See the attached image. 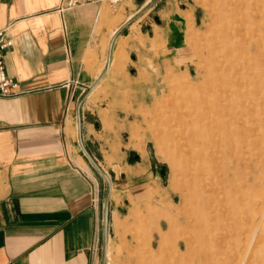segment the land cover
Segmentation results:
<instances>
[{
  "label": "rangeland",
  "instance_id": "374dc122",
  "mask_svg": "<svg viewBox=\"0 0 264 264\" xmlns=\"http://www.w3.org/2000/svg\"><path fill=\"white\" fill-rule=\"evenodd\" d=\"M109 1L113 4L119 0ZM237 1L121 0L128 7V15L140 13L120 29V36L116 38L114 46L113 43L110 45L109 64L104 72V79L94 89L93 96L99 107L115 117L120 147L125 151L126 157L122 162L126 160L135 169L133 173L141 174L135 177L141 180L127 182H133L132 188L136 189L137 198L142 200L137 199V203L130 206L125 203L119 208L118 217L107 218L106 255L103 264H182L171 257H186L187 248H198L190 224L185 219L192 199L188 193V176L173 165L175 152L164 141L166 137L162 129L163 121L159 120L168 107L179 101L177 99L185 92L182 90L185 82L196 84L197 94L204 102L201 107L213 110L214 114L211 112V116L221 122L222 132L225 134L220 139L221 151L215 150V159L211 163L212 170L222 168V178L215 176L220 173L214 172L209 186L217 196L214 195L211 204L209 198L203 199L209 206L206 207V213L210 214L212 221L206 227L210 232L211 252L217 254H212V261L214 264H264V0H241L245 4ZM234 49L235 52L232 51ZM107 52L108 46L99 62V67L103 66V69ZM213 53L219 55L218 58L212 56ZM219 59L221 63L218 62ZM222 65L224 68H221ZM214 70L216 71L213 72ZM207 79H211L208 80L209 83ZM77 84L81 88L79 97L85 96L95 87L86 89L85 84ZM223 106H226V110ZM253 110L257 112L254 115ZM215 114L219 116L215 117ZM244 118H247L246 121ZM193 119L196 123L194 125L200 127L198 117L195 115ZM255 132L258 135L256 137ZM213 133L212 140H215ZM199 135L196 133L194 139L206 137ZM241 137L250 139L244 140ZM117 156L97 153L90 155L106 174L108 187L88 158L81 154L96 181L100 182V212L106 193L108 199L115 193L111 183L117 180L114 179V173L118 168L112 167L109 170L106 166ZM199 179L200 176L196 173L195 185L201 184ZM213 186L215 187L212 188ZM233 196L234 199H231ZM169 225L174 231L169 230ZM101 227L102 217H99V228ZM175 235L179 238L176 241ZM101 246L99 238L97 253L100 259ZM201 259L204 261L202 257ZM191 264L200 262L194 260Z\"/></svg>",
  "mask_w": 264,
  "mask_h": 264
},
{
  "label": "crops",
  "instance_id": "0c3cea01",
  "mask_svg": "<svg viewBox=\"0 0 264 264\" xmlns=\"http://www.w3.org/2000/svg\"><path fill=\"white\" fill-rule=\"evenodd\" d=\"M63 3L0 0V29L12 40L4 71L24 91L0 98V264H101L100 182L78 139L90 155H118L106 166L118 168L107 218L142 200L127 182L141 174L122 162L115 117L93 96L104 75L80 103L77 84L89 89L102 72L112 29L131 17L128 7L121 0Z\"/></svg>",
  "mask_w": 264,
  "mask_h": 264
},
{
  "label": "bare ground",
  "instance_id": "6f19581e",
  "mask_svg": "<svg viewBox=\"0 0 264 264\" xmlns=\"http://www.w3.org/2000/svg\"><path fill=\"white\" fill-rule=\"evenodd\" d=\"M238 3L240 4H245L243 2H241V0H238L237 1ZM243 12V11H242ZM257 12V11H256ZM263 11L261 10V13ZM259 14V13H258ZM259 28V27H257ZM230 29V28H229ZM245 32V31H244ZM256 32V30H255ZM116 36V35H115ZM114 36V37H115ZM113 37V39H114ZM218 38V36H216ZM241 37V36H240ZM220 38V37H219ZM221 39V38H220ZM231 39V38H230ZM234 40V39H233ZM224 42V41H223ZM220 45H221V42H219ZM112 44V42H111ZM248 44V43H247ZM215 45V44H214ZM217 45V44H216ZM226 45V43H225ZM248 46V45H247ZM219 48V47H218ZM224 48V47H222ZM215 49V48H214ZM211 50V49H209ZM216 50V49H215ZM214 50V51H215ZM236 49L232 50L235 52ZM258 50V49H257ZM230 51V50H229ZM239 51V50H238ZM249 51V50H248ZM237 52V51H236ZM209 53V52H208ZM229 53V52H228ZM250 53V52H249ZM248 53V54H249ZM230 54V53H229ZM214 55V53L212 54V56ZM221 55V54H220ZM214 56H218L219 55H214ZM211 57V56H210ZM232 57V56H231ZM215 59V57H213ZM216 58V59H217ZM233 58V57H232ZM222 59V58H220ZM220 59L218 62H220ZM229 59V58H228ZM227 59V60H228ZM218 60V59H217ZM226 60V58H225ZM223 61V60H222ZM255 61V60H254ZM206 62V61H205ZM217 62V61H215ZM214 62V63H215ZM217 62V63H218ZM204 63V62H203ZM221 63V62H220ZM260 63V62H259ZM108 64H109V60L107 62V66H106V69L108 67ZM225 64V63H224ZM258 64V63H257ZM216 65V64H215ZM259 66V65H258ZM211 67V66H210ZM212 68V67H211ZM221 68H224L223 65ZM237 69V68H236ZM208 70V69H207ZM222 70V69H220ZM220 70H217V72L219 71V74L221 73ZM224 70V69H223ZM243 70V69H242ZM106 71V70H105ZM216 70H214L213 72H215ZM232 71V70H231ZM261 71V70H260ZM218 74V73H217ZM218 74V75H219ZM104 75V73H103ZM102 75V76H103ZM223 75V73H222ZM221 75V76H222ZM237 75V74H236ZM263 75V74H262ZM102 76L98 79V81L102 78ZM246 76V75H245ZM253 76V75H252ZM256 76V75H255ZM209 77V76H208ZM247 77V76H246ZM193 78V77H192ZM245 78V77H244ZM215 79V77H214ZM222 80V78H217V80ZM256 79V78H255ZM260 79V78H259ZM188 80V79H187ZM208 80H211V79H207ZM247 80V79H246ZM258 80V79H257ZM98 81L96 82V84L98 83ZM216 81V80H215ZM213 81V82H215ZM226 81V80H225ZM240 81V80H239ZM226 82H229V81H226ZM231 82V81H230ZM233 82V81H232ZM231 82V83H232ZM194 83V82H193ZM191 82H185V85L182 90L185 91L183 94H181V98H178L177 100V103H173L172 106L168 107V109L165 111V114L161 115L162 117L160 118L159 117V120L162 119L161 123L163 125V131H164V135L166 137V139L164 141H167V143L170 144V146L172 147V150L175 152V155L173 156V159H172V162H173V165L175 167L178 168L179 171L187 174L188 176V180H187V184H188V193H190L192 196V199L190 201L191 203V207H190V211L188 213V215L185 217V219L188 221V223L190 224V229H191V232L192 234L194 235V238L196 240V244H198V248H187L186 251H187V256L184 257V256H176V255H173L171 258L174 259L176 262L178 263H182V264H191V262H193L194 260H198L200 262V264H214L213 261H212V254L215 255V253H212L211 252V238H210V232H208V229H206V227L208 226V224L210 223L211 221V218H210V214L209 213H206V207H209L205 202H203V199L205 197L209 198L211 200L210 204L214 201V195L215 197L217 196L213 189H211L210 186V182L212 181L211 178H212V174L215 172L216 174L220 173L219 175H215V176H221L222 178V168H213L212 170V167H211V163L213 164V161L215 158H213V156L216 154L215 150H217L218 152H220V142H221V138H223V132H222V124L219 120L215 119L213 116H211V112L213 110L211 109H203V107H201V104H203L204 102L202 101V99L200 98V95L198 96L197 94V90H198V87L196 86V84H193ZM209 83V81H208ZM216 83H218L216 81ZM222 83V82H221ZM235 83V82H234ZM238 83V82H237ZM236 83V84H237ZM240 83V82H239ZM259 83V82H258ZM257 83V84H258ZM96 84H94L92 87H94ZM261 84V82H260ZM264 84V83H263ZM217 85V84H216ZM241 85V84H240ZM239 85V86H240ZM178 86V85H177ZM199 86V85H198ZM220 86V85H219ZM238 86V87H239ZM242 86V85H241ZM246 86V85H245ZM205 87V86H204ZM178 88V87H177ZM230 88V87H229ZM243 88V87H242ZM201 89V88H200ZM205 89V88H204ZM211 89V88H210ZM259 89V88H258ZM264 89V88H263ZM262 89V90H263ZM181 90V91H182ZM206 90V89H205ZM251 90V89H249ZM260 90V89H259ZM208 91V90H207ZM252 91V90H251ZM261 91V90H260ZM258 91V92H260ZM249 92V91H248ZM254 92V91H253ZM182 93V92H181ZM204 93V91H203ZM209 94V93H208ZM214 95L215 92L213 93ZM252 94V92H251ZM258 94V93H257ZM229 96V93L227 94ZM177 96V94H176ZM175 96V97H176ZM177 98V97H176ZM257 98V97H256ZM221 99V98H220ZM202 101V103H200ZM209 101V100H208ZM240 101V100H239ZM225 102V101H224ZM223 102V103H224ZM227 102V101H226ZM225 102V103H226ZM252 102V101H251ZM251 102L249 104H251ZM228 104V103H226ZM222 105V104H221ZM212 106V104H211ZM228 106V105H227ZM230 106V105H229ZM232 106V105H231ZM251 106V105H250ZM253 106V105H252ZM261 106V104H260ZM222 107V106H221ZM224 107V106H223ZM226 107V106H225ZM224 107V108H225ZM233 108V106H232ZM236 108V107H235ZM255 108V107H254ZM230 109V108H229ZM227 108V110H229ZM234 109V108H233ZM226 110V108H225ZM236 110V109H234ZM237 110H238V107H237ZM240 111V110H238ZM254 111V110H253ZM215 112V111H214ZM221 112V111H218V113ZM255 112V111H254ZM213 113V112H212ZM231 113V112H230ZM257 112L253 113L256 114ZM214 114V113H213ZM221 114V113H220ZM242 114V113H241ZM195 115L198 117V121L201 123L200 124V127H197L195 126L196 123H194V119L193 117H195ZM216 115V114H215ZM243 115H247V114H244ZM219 116L216 115L215 117ZM222 116V115H221ZM227 116H228V113H227ZM234 116V114H233ZM232 116V117H233ZM240 116V115H239ZM248 116V115H247ZM226 117V115H225ZM223 117V118H225ZM232 117H228V118H232ZM241 117V116H240ZM255 117V116H254ZM254 117L253 118V121H254ZM227 118V117H226ZM242 118V117H241ZM233 119V118H232ZM236 119V115H235V118ZM233 119V120H234ZM245 119V118H244ZM247 119V118H246ZM245 119V121H246ZM241 120V119H240ZM258 120V119H257ZM252 121V120H250ZM252 121V122H253ZM256 121V120H255ZM254 121V122H255ZM236 122V120H235ZM243 122V120L241 121V123ZM261 122V121H260ZM214 123V124H213ZM195 124V125H194ZM257 124V122H256ZM260 124V123H259ZM254 125V123H253ZM216 126V127H215ZM255 126V125H254ZM262 126V124H261ZM197 127V128H196ZM243 127V126H241ZM244 128V127H243ZM253 128V127H252ZM264 128V127H263ZM246 129V127H245ZM256 129V127H255ZM253 129V130H255ZM247 130V129H246ZM252 131V129H249ZM256 131V130H255ZM214 132V133H213ZM224 132L225 129H224ZM248 132V131H247ZM198 133L199 134H203L205 135L206 137H204L203 139H200V138H197V139H194V135ZM211 133H213V135H215L216 139L215 140H212V135ZM227 133V132H226ZM251 133V132H250ZM257 133L259 134V130H257ZM229 134V133H228ZM237 134V133H236ZM243 134V133H242ZM248 134V133H247ZM247 134H245L247 136ZM253 134V132H252ZM261 134V133H260ZM227 135V134H226ZM233 135V134H232ZM241 135V134H240ZM244 135V134H243ZM200 136V135H199ZM236 136V135H235ZM258 136L255 132V137ZM224 137H225V134H224ZM230 138V136H228ZM240 137V136H238ZM244 137V136H243ZM249 137V135L247 136ZM253 137V136H252ZM233 138V137H232ZM237 138V136H236ZM242 138V137H241ZM258 138V137H257ZM221 139V140H220ZM228 139V138H227ZM231 139V138H230ZM244 140H249L250 138H242ZM254 139V138H252ZM235 140V138H234ZM260 140V139H259ZM253 141V140H252ZM255 141V140H254ZM258 141V140H257ZM235 143V142H233ZM241 143V142H240ZM256 143L255 142V146H256ZM247 144V143H246ZM245 144V145H246ZM261 144V143H260ZM233 145V144H232ZM249 145V144H248ZM259 145V143L257 144ZM231 146V145H230ZM229 146V147H230ZM234 146V145H233ZM247 146V145H246ZM167 147H169L167 145ZM236 147V146H235ZM251 147V145H250ZM253 147V146H252ZM261 147V146H260ZM259 147V149H260ZM247 148V147H246ZM245 148V149H246ZM255 148V147H254ZM170 149V147H169ZM231 149V148H230ZM251 149V148H250ZM253 149V148H252ZM257 149V148H256ZM244 150V149H243ZM249 150V148H248ZM172 152V151H171ZM217 152V153H218ZM244 152V151H242ZM262 152V151H261ZM223 153V152H222ZM240 153V152H239ZM248 153V152H246ZM250 153V152H249ZM252 153V152H251ZM233 154V151L232 153ZM173 155V154H172ZM217 155H223L225 156V154H217ZM250 155V154H249ZM222 156V157H223ZM233 156V155H232ZM240 156V154H239ZM252 156V154H251ZM169 157V156H168ZM218 157V156H217ZM229 157V156H228ZM247 157V156H246ZM224 158V157H223ZM249 158V156H248ZM231 159H233L231 157ZM244 159V157H243ZM247 159V158H246ZM217 160V159H216ZM221 160H224V159H221ZM227 160V159H226ZM249 160V159H248ZM219 161V158L218 160ZM216 161V162H217ZM252 161V159H251ZM238 162V161H237ZM247 162H250V161H247ZM225 163V161H223V164ZM236 163V162H235ZM247 164V163H245ZM217 165H219L217 163ZM234 165V164H233ZM248 165V164H247ZM250 165V163H249ZM214 166V165H213ZM220 166V165H219ZM222 166V164H221ZM220 166V167H221ZM251 166V165H250ZM226 168V167H224ZM249 168V167H247ZM175 169V168H174ZM176 170V169H175ZM177 170V171H178ZM196 173H198V175L200 176V179H199V182L201 183L200 185H195L194 181H195V176H196ZM214 173V174H215ZM225 173V172H224ZM178 174V173H177ZM213 174V175H214ZM211 176V177H210ZM181 177V176H180ZM223 177L225 179L226 176L223 175ZM184 179V177H181ZM214 178V177H213ZM219 178V179H221ZM187 179V178H186ZM198 179V178H197ZM196 179V180H197ZM218 180V179H216ZM224 180V179H223ZM183 181V180H182ZM186 181V180H185ZM221 181V180H220ZM216 182V181H214ZM219 182V181H218ZM221 183V182H220ZM225 183H226V180H225ZM231 183V182H230ZM214 184V183H213ZM224 184V183H223ZM235 184V183H234ZM215 185V184H214ZM217 186L218 183H217ZM222 186V185H220ZM246 186V185H245ZM248 186V185H247ZM215 186H213L212 188H214ZM224 187V185H223ZM236 187V186H235ZM220 189V188H219ZM223 189V188H222ZM250 189V188H249ZM248 189V190H249ZM244 190V189H243ZM213 191V193H212ZM228 191V190H227ZM240 191V190H239ZM231 192V191H230ZM187 193V194H188ZM219 193V192H218ZM185 194V193H184ZM235 195V194H234ZM237 195V194H236ZM235 195V196H236ZM186 196V195H185ZM218 196H221L218 195ZM224 196V195H223ZM227 196V194H226ZM225 196V197H226ZM241 196V194L239 195ZM238 196V197H239ZM230 197V196H229ZM243 198V196H241ZM234 199V196L231 197V199ZM240 198V197H239ZM237 198V199H239ZM241 198V199H242ZM187 199V198H186ZM185 199V200H186ZM239 199V200H241ZM244 199V198H243ZM250 199V197H249ZM190 200V199H189ZM219 200V199H218ZM226 200V198L224 199ZM238 200V201H239ZM187 201V200H186ZM216 201V200H215ZM238 201H236L238 203ZM248 201V200H247ZM221 202V201H220ZM252 202V201H251ZM189 204V203H188ZM253 204V203H252ZM223 206V205H222ZM252 206V205H251ZM224 207V206H223ZM232 210V209H231ZM213 213V212H212ZM234 214V213H233ZM247 215V214H246ZM249 216V215H248ZM178 216H176L177 218ZM218 217H219V214H218ZM182 218V217H181ZM184 218V217H183ZM239 218V217H238ZM252 218V217H251ZM242 219V218H241ZM248 219V217H247ZM240 220V219H239ZM244 219H242L243 221ZM212 222V221H211ZM250 222V221H249ZM247 223V222H246ZM239 224V223H238ZM252 225V224H251ZM188 226V224H187ZM248 226V225H247ZM174 227V226H173ZM169 230L171 231H174V229L169 225ZM190 233V232H189ZM166 234V233H165ZM161 235V234H160ZM163 235V234H162ZM178 235V233H177ZM187 236V235H186ZM161 237V236H160ZM170 237V236H169ZM180 237V236H179ZM192 237V236H191ZM214 238V237H213ZM175 241L178 240V236L175 235ZM193 239V238H192ZM174 244V243H173ZM178 244V243H177ZM182 244V243H181ZM187 244V243H186ZM175 245V244H174ZM182 246V245H181ZM177 247V246H176ZM189 247V246H188ZM214 247V246H213ZM216 248V247H215ZM160 249V248H159ZM182 250V249H181ZM217 250H215L216 252ZM218 252V251H217ZM216 252V253H217ZM143 253V252H142ZM180 254V253H179ZM105 255H106V248H105ZM141 256V255H140ZM169 256V255H168ZM217 256V254L215 255ZM201 257L204 259V261H201ZM218 258V257H216ZM169 259V258H168ZM201 259V260H200ZM154 261V260H153ZM149 263V261H147ZM151 262V261H150ZM157 263V262H155ZM218 264V263H217Z\"/></svg>",
  "mask_w": 264,
  "mask_h": 264
},
{
  "label": "built area",
  "instance_id": "2783aa9c",
  "mask_svg": "<svg viewBox=\"0 0 264 264\" xmlns=\"http://www.w3.org/2000/svg\"><path fill=\"white\" fill-rule=\"evenodd\" d=\"M101 0H64L63 6L71 8L86 2H96ZM12 40L5 28L0 29V98H10L22 94L17 81L6 75L3 65V57L6 49L10 48Z\"/></svg>",
  "mask_w": 264,
  "mask_h": 264
},
{
  "label": "water",
  "instance_id": "95a60500",
  "mask_svg": "<svg viewBox=\"0 0 264 264\" xmlns=\"http://www.w3.org/2000/svg\"><path fill=\"white\" fill-rule=\"evenodd\" d=\"M139 13L140 12H138L137 14L132 15L131 17H129V19H127L126 21H124V23H122V25L114 32L112 38L110 39L109 45H108V52H107V55H106L105 67L102 70V72L100 73V75L98 76V78L91 85V87L94 84H96V82L98 81V79L103 75V73L106 70L107 62H108V59H109V48H110L111 42L113 40V37L118 34V32L120 31V29L123 26H125L126 24H128L129 22H131L132 20H134L139 15ZM83 97H81L79 103L82 101V98ZM77 130L79 132V122L78 121H77ZM78 140H79V144H80V146H81V148L83 150L84 155L88 158V160L90 161V163L92 164V166L98 171V173L105 179V181L107 182L108 187H109V181H108V178H107L106 174L104 173V171L100 167H98V165L94 162V160L90 157V155L85 151L84 147L82 146V143H81L80 139H78ZM107 214H108V195L106 193V195L104 197L103 211H102V246H101V256H102V258H101V264H103V262H104V255H105V248H106Z\"/></svg>",
  "mask_w": 264,
  "mask_h": 264
}]
</instances>
